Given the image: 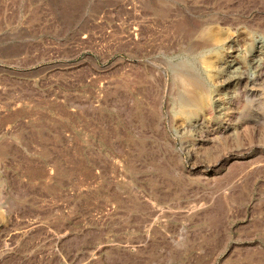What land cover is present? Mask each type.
Returning a JSON list of instances; mask_svg holds the SVG:
<instances>
[{
  "label": "rangeland",
  "instance_id": "1",
  "mask_svg": "<svg viewBox=\"0 0 264 264\" xmlns=\"http://www.w3.org/2000/svg\"><path fill=\"white\" fill-rule=\"evenodd\" d=\"M0 264H264V0H0Z\"/></svg>",
  "mask_w": 264,
  "mask_h": 264
},
{
  "label": "bare ground",
  "instance_id": "2",
  "mask_svg": "<svg viewBox=\"0 0 264 264\" xmlns=\"http://www.w3.org/2000/svg\"><path fill=\"white\" fill-rule=\"evenodd\" d=\"M183 81H184V83L186 84L187 83V85L189 84V85H193V84H196V81H192V79H191V77L190 76H185V77H183V79H182ZM195 87H196V85H194ZM186 87V86H185ZM189 87V86H188ZM198 87V86H197Z\"/></svg>",
  "mask_w": 264,
  "mask_h": 264
}]
</instances>
